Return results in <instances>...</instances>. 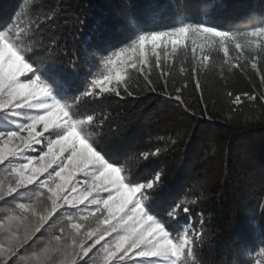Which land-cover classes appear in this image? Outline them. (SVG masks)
<instances>
[{"label": "trees", "instance_id": "trees-1", "mask_svg": "<svg viewBox=\"0 0 264 264\" xmlns=\"http://www.w3.org/2000/svg\"><path fill=\"white\" fill-rule=\"evenodd\" d=\"M17 17L16 42L33 68L28 78L51 88L83 138L130 185L150 183L148 212L171 240L189 231V264H257L264 251V45L235 49L194 28L241 34L264 27V0H0V33ZM181 27L192 29L183 42L158 46L121 77L100 82L111 54ZM64 133L52 128L46 136ZM64 209L27 243L12 244L21 246L18 254L0 255V264H103L104 242L88 251L86 238L87 228L105 234L100 214L87 221ZM4 226L0 238L12 242Z\"/></svg>", "mask_w": 264, "mask_h": 264}, {"label": "rangeland", "instance_id": "rangeland-1", "mask_svg": "<svg viewBox=\"0 0 264 264\" xmlns=\"http://www.w3.org/2000/svg\"><path fill=\"white\" fill-rule=\"evenodd\" d=\"M15 21L10 31L0 33V202L4 201L0 233L7 225L13 235L12 242L0 238V255H17L18 243H27L51 214L70 207L87 221L94 213L100 214L105 234L97 237L95 229L87 228L86 238L93 245L88 251L104 242L103 264H189V231L171 240L148 212L144 189L150 183L130 185L121 169L109 164L83 138L80 122L71 118L51 88L39 76L28 78L33 68L16 42L23 20L17 17ZM194 29L228 41L235 49L264 45V27L241 34ZM191 30L181 27L140 37L131 47L105 59L108 74L100 82L121 77L130 61L146 60L158 46L183 42ZM60 127L65 133L49 140L46 132ZM44 191L51 205L42 199ZM1 213L7 215L4 223ZM74 227L79 231L83 226ZM257 264H264V251Z\"/></svg>", "mask_w": 264, "mask_h": 264}]
</instances>
